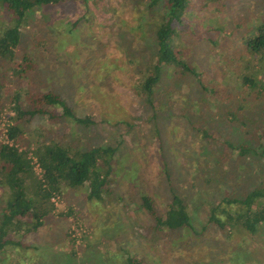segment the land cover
<instances>
[{
	"label": "rangeland",
	"instance_id": "374dc122",
	"mask_svg": "<svg viewBox=\"0 0 264 264\" xmlns=\"http://www.w3.org/2000/svg\"><path fill=\"white\" fill-rule=\"evenodd\" d=\"M194 3L196 22L186 32L195 37L200 47L189 37L183 40L185 46L181 50L190 64L204 71L202 77L210 86H218V93L214 95L219 99L215 100L214 107L206 106L209 102L202 100L209 98V92L192 74L179 75L178 82L168 77L164 82L170 87L163 86L166 92L163 97L170 100V105L166 106V99L158 105V116L151 122L147 116L152 111L142 105L132 88L135 77H131V68L126 63L131 45L120 37L123 31L120 26L129 28L137 24L138 9L134 0L78 3L80 9L73 20L86 14L87 18L82 19L76 30L89 36L84 38L89 47H67L76 58L69 66L70 71L59 69L64 67V60L57 61L55 56L46 59L40 64L38 80L42 86L51 83L64 92L76 115H98L97 120H106L88 131V136L83 135L82 140L79 133L74 138L88 145L116 146L121 142L117 161L121 172L115 175L113 190L98 201L87 200L84 188L67 190L64 196L57 197L54 215L38 232L24 238L23 243L16 244L14 249L9 246L3 255L7 259L3 264H126V251L139 256L140 264H214L211 263L214 261L219 262L216 264H264V227L253 234L242 227L228 234L208 223L212 208L221 204L225 196L242 198L257 187L264 189V157H239L238 151L228 144L231 141L234 146L240 145L245 133L254 134L255 128L264 123L263 86L251 93L244 91L240 76L244 41L254 30L252 21L259 16L264 18V0H194ZM111 4H116V12L112 11ZM52 13L54 17L61 16L60 11ZM40 14V11L36 13L37 19ZM3 20L0 13V30ZM26 30L31 44L22 48L29 53L35 51L38 57L41 51L43 55L45 51L49 53L47 43L58 46L70 38L59 25L47 37L40 33L38 44L33 45L35 27L29 25ZM17 51L15 61L19 63L24 54ZM252 63L262 68L260 62ZM96 65L101 67L96 70ZM87 69L91 73L85 80ZM67 71L72 74H67L68 79L64 77ZM258 77L264 83V71ZM103 80L106 84L101 85ZM231 91H237L236 95L231 97L228 94ZM230 109L238 116L232 122L227 113ZM7 113L4 111L0 119L1 134ZM60 113L58 110L55 116ZM190 119L198 123L206 121L212 127L209 138L205 132L193 130ZM120 120L133 125L129 127ZM37 122L39 119L35 118L29 124V134ZM45 128L54 131L48 139L55 137L66 142L72 138L73 130L80 131L72 123H62L58 117L47 121ZM156 129L160 130L158 134ZM164 159L170 167L169 174L164 172ZM35 170L38 174L41 171L38 165ZM171 187L187 203L198 235L153 230L152 218L138 206L139 197H131L129 191V188L138 189L152 195L162 211L167 206ZM119 230L123 233H117Z\"/></svg>",
	"mask_w": 264,
	"mask_h": 264
},
{
	"label": "trees",
	"instance_id": "16d2710c",
	"mask_svg": "<svg viewBox=\"0 0 264 264\" xmlns=\"http://www.w3.org/2000/svg\"><path fill=\"white\" fill-rule=\"evenodd\" d=\"M80 1L82 0H0V13L4 19L3 28L0 30V119L4 111H9L3 124V134L0 132L2 139L0 188L3 189L0 213V264L7 260L3 255L10 249L9 246L12 245L14 249L16 244L23 243L24 238L38 232L54 215L56 209L54 196L62 197L67 190L77 191L84 188L87 200L98 201L113 190L115 175L117 177L121 172L117 162L121 142L116 146L88 145L80 142L83 135L88 136V131H92L97 124L106 120L104 118H101V121L97 120L98 115L85 117L76 115L64 92L54 88L51 83L42 86L38 80L40 64L46 59L55 56L57 61L64 60V67L61 66L59 69L70 71L69 66L76 58L72 57L67 47L73 46L76 49H80L81 46L89 47L84 42V38L89 36L76 30L82 19L87 18L86 14L77 16L75 22L73 20V16L77 15ZM134 6L138 9L137 24L129 28L120 26L123 28L120 37L122 41L126 40L131 45L127 50L126 63L131 68L129 72L131 77H135L132 84L134 92L142 105L148 111H152L147 116V121L151 122L158 116V105L165 103V99L166 106L170 105V100L163 97L166 93L163 86L170 87V84L164 82L165 79L171 77L170 80L178 82V76L183 77L186 73L194 75L203 89L209 92V98L203 97L202 101L206 100L204 102H209L206 106L214 107L215 100L219 99L214 95L218 93V86H210V82L202 77L204 71H198L196 66L190 64L181 50L185 46L183 40L189 37L190 41L200 47L195 37L187 35L186 32L192 28L191 24L196 22V18L193 17L194 0H134ZM111 7L112 11L116 12V4H111ZM39 11L41 14L37 19L35 15ZM53 11H60L61 16L54 17ZM252 22L255 25L254 30H251L245 39V52L240 55L243 62L241 84L244 91L248 90L250 93L255 88H261L260 85L264 89V83L258 77L260 72L264 71V18L259 16ZM219 23H216L217 27ZM29 25L35 27V33L32 35L35 43L33 45L38 44L40 33L47 37L50 33L53 34L59 25L70 38L58 46L55 43L46 45L43 42L50 50L49 53L45 51L44 55L41 51L38 57L35 51L29 53L22 48L30 43L25 35ZM222 28L225 29L224 26ZM123 47H126L125 43ZM17 50L24 54L19 63L15 61ZM254 60L260 62L262 68L252 66ZM100 67L96 65V70ZM86 68L84 66V69ZM87 70L85 80L91 73L89 69ZM69 71L63 74L66 79L70 77L68 75L72 76ZM31 77L32 86L29 82ZM102 84H106V81L103 80ZM14 85L15 88L12 87ZM219 91L226 96L224 89L220 88ZM235 92L237 91L228 94L233 97L236 95ZM58 110L61 113L55 116ZM227 113L231 122L238 119L234 110L230 109ZM100 116L102 117L101 114ZM219 116L221 118L222 115ZM55 117L64 124L67 122L74 124L80 131L73 130L72 138L68 142L66 139L56 140L55 137L48 139L47 136L51 133L54 135V131L52 128H45V124L47 121L52 122ZM35 118L39 119V122L34 125L32 134H29L28 126ZM120 121L129 127L133 125L126 120ZM189 121L193 130L203 131L209 138L212 127L206 124V121L203 123L192 119ZM243 125L246 126L245 123ZM159 131L156 129L157 134ZM77 133L81 140L74 138ZM228 144L238 151L239 157L246 155H252V158L264 157V123L255 128L254 134L245 133L240 145L234 146L231 141ZM36 165L41 169L39 174L35 170ZM163 165L164 172L169 174L170 167L165 159ZM129 191L131 197L133 195L139 197L138 206L144 208L152 218L153 230L198 235L196 228L192 226L193 216L188 205L175 188L171 187L167 206L162 211L157 208L152 195L139 192L138 189V192L130 188ZM71 212L72 210L69 213ZM208 223L228 234L239 227L252 234L257 233L264 227V189L257 187L242 198L225 196L221 204L212 208ZM117 233H123V230ZM126 252L128 254L126 264L142 263L139 256Z\"/></svg>",
	"mask_w": 264,
	"mask_h": 264
},
{
	"label": "built area",
	"instance_id": "2783aa9c",
	"mask_svg": "<svg viewBox=\"0 0 264 264\" xmlns=\"http://www.w3.org/2000/svg\"><path fill=\"white\" fill-rule=\"evenodd\" d=\"M59 197V196H54L53 197V201L55 202L56 201V198Z\"/></svg>",
	"mask_w": 264,
	"mask_h": 264
}]
</instances>
